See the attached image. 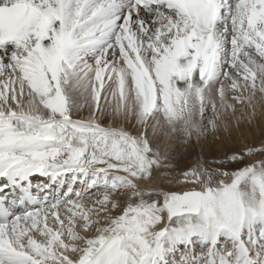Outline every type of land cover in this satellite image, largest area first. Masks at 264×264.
<instances>
[{
    "label": "snow or ice",
    "instance_id": "snow-or-ice-1",
    "mask_svg": "<svg viewBox=\"0 0 264 264\" xmlns=\"http://www.w3.org/2000/svg\"><path fill=\"white\" fill-rule=\"evenodd\" d=\"M258 109L264 0H0V264H264Z\"/></svg>",
    "mask_w": 264,
    "mask_h": 264
},
{
    "label": "rangeland",
    "instance_id": "rangeland-1",
    "mask_svg": "<svg viewBox=\"0 0 264 264\" xmlns=\"http://www.w3.org/2000/svg\"><path fill=\"white\" fill-rule=\"evenodd\" d=\"M237 114L236 115L239 116V112H237ZM261 116L264 117L263 115ZM262 117L257 114L256 119L251 123H248L247 119H242L239 127H237L235 121H233L230 131L221 129L217 135L213 136L210 134L206 139L201 140L199 143L193 141L190 146H181L178 149L176 156V159L180 161V167L193 166L197 159L213 163L223 157L226 152H233L245 145L254 144V142L255 144H259L260 141L256 142L254 140L257 137L256 126L264 124V118ZM249 132L254 139L251 138L248 144L243 143L242 140H240L239 143L236 142L239 138L247 137L246 135ZM40 183H42V179L38 180V184Z\"/></svg>",
    "mask_w": 264,
    "mask_h": 264
},
{
    "label": "bare ground",
    "instance_id": "bare-ground-1",
    "mask_svg": "<svg viewBox=\"0 0 264 264\" xmlns=\"http://www.w3.org/2000/svg\"><path fill=\"white\" fill-rule=\"evenodd\" d=\"M257 114L260 116V117H262L261 115H263L264 116V113H261V111L258 109L257 110ZM238 115V114H237ZM262 118H264V117H262ZM246 123V122H245ZM249 123V122H248ZM244 125H246V124H244ZM256 139L254 140V141H256V142H259V141H261L260 139L261 138H264V124H261V125H259V126H256ZM246 132V131H245ZM247 137H243V138H239V139H237V143H239L240 142V140H242L243 141V143H245V144H248V142H249V140L251 139V138H253L252 137V135L250 134V132L246 135ZM254 139V138H253ZM255 143V142H254ZM37 183H38V180L36 181ZM42 183H43V180H42Z\"/></svg>",
    "mask_w": 264,
    "mask_h": 264
}]
</instances>
